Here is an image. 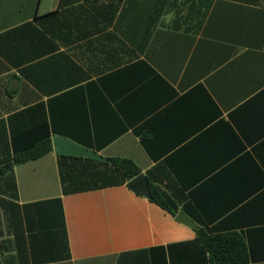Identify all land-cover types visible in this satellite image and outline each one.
Segmentation results:
<instances>
[{"label":"crops","instance_id":"0c3cea01","mask_svg":"<svg viewBox=\"0 0 264 264\" xmlns=\"http://www.w3.org/2000/svg\"><path fill=\"white\" fill-rule=\"evenodd\" d=\"M94 1L81 16L69 6L63 44L38 20L61 0H0V159L53 136L131 159L171 208L224 237L223 264H264V0H212L193 30L166 14L141 49L136 2L123 14L128 0ZM59 160L52 141L14 173L19 204L62 198L66 264H219L199 228L127 183L82 189L105 171L96 160L63 158L64 194Z\"/></svg>","mask_w":264,"mask_h":264},{"label":"trees","instance_id":"16d2710c","mask_svg":"<svg viewBox=\"0 0 264 264\" xmlns=\"http://www.w3.org/2000/svg\"><path fill=\"white\" fill-rule=\"evenodd\" d=\"M83 1L89 0H61L59 9L45 16L39 17L43 29L53 38L63 44L71 41L70 25L75 21L69 19L72 8L69 6L79 3L77 13L83 14ZM111 4V10L118 8ZM212 0H128V6L123 14L129 12V4H137V18L139 21V42L137 45L145 47L153 31L163 25L162 18L166 14H173V21L168 25L173 28L193 30L200 26L205 18ZM98 0L94 1V4ZM112 2H114L112 0ZM97 14H103L96 5H91ZM115 12V11H114ZM52 150L51 138L41 140L24 153L16 154L14 160L3 153L0 159V264H62L71 262L70 244L66 226V217L61 197L41 200L33 203L19 204L17 180L14 165L37 159ZM8 151V150H7ZM63 158L95 160L75 156L60 155L59 167L61 184L64 194L74 191L71 180L65 173ZM105 168L98 172L100 176L94 185L83 182L82 189H96L108 186L124 185L141 174L138 165L131 159L113 157L107 161L96 160ZM148 176L150 172L147 173ZM151 178V177H150ZM99 183V184H97ZM79 188V189H81ZM78 189V187H77ZM153 198L150 199L162 206L173 215H177L178 208L173 206L153 185ZM199 240L210 252L212 260H219L223 252H219L217 244L223 243L224 237L211 236L207 229L197 230ZM243 252V250H239ZM220 255V256H219ZM226 260L220 257L219 264Z\"/></svg>","mask_w":264,"mask_h":264},{"label":"water","instance_id":"95a60500","mask_svg":"<svg viewBox=\"0 0 264 264\" xmlns=\"http://www.w3.org/2000/svg\"><path fill=\"white\" fill-rule=\"evenodd\" d=\"M52 141L54 151L58 155L86 157L104 162L107 161V158L98 154V152L82 146L69 138L63 136H53ZM127 187L140 196H145L150 199L153 198L150 184L145 173H141L137 177L130 180L127 183ZM177 220L191 226L192 228H199V225L183 211H180L177 214Z\"/></svg>","mask_w":264,"mask_h":264},{"label":"rangeland","instance_id":"374dc122","mask_svg":"<svg viewBox=\"0 0 264 264\" xmlns=\"http://www.w3.org/2000/svg\"><path fill=\"white\" fill-rule=\"evenodd\" d=\"M170 18V16L168 15V16H165V20L166 21H169L168 19Z\"/></svg>","mask_w":264,"mask_h":264}]
</instances>
